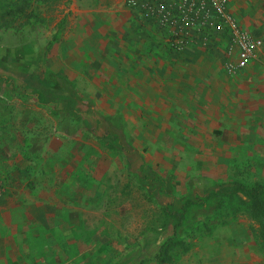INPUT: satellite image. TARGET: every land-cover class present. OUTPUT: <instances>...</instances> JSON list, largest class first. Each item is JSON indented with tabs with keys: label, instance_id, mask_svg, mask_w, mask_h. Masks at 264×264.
Listing matches in <instances>:
<instances>
[{
	"label": "rangeland",
	"instance_id": "rangeland-1",
	"mask_svg": "<svg viewBox=\"0 0 264 264\" xmlns=\"http://www.w3.org/2000/svg\"><path fill=\"white\" fill-rule=\"evenodd\" d=\"M67 3L0 0V155L7 156L0 159V180L11 166L31 169L35 181L20 190V198L41 200L45 204L37 203V210L43 204L48 214L54 211V217L32 211L29 217L25 207L0 203V264H264L254 224L228 198L214 213L196 212L192 229L181 228L187 249L172 247L167 262L152 259L169 235L167 198L178 208L184 198H202L216 182L264 184V105L237 106L224 127L226 141L234 142L228 156L217 159L198 158L199 145L186 141L187 111L171 112L168 121L167 111H128L122 128L119 112L104 110L100 96L75 95V115H69L66 101L51 92L67 90L70 82L45 68ZM226 4L238 22L250 15L264 47V0L251 3L257 14H248L244 0ZM106 131L125 148L102 142ZM212 147L221 154L217 142ZM141 163L146 179L160 180L138 183L130 170ZM1 187L0 199L6 186Z\"/></svg>",
	"mask_w": 264,
	"mask_h": 264
},
{
	"label": "crops",
	"instance_id": "crops-1",
	"mask_svg": "<svg viewBox=\"0 0 264 264\" xmlns=\"http://www.w3.org/2000/svg\"><path fill=\"white\" fill-rule=\"evenodd\" d=\"M256 2L244 0L248 14H257L252 5ZM228 6L236 10L235 5ZM62 16L57 48L47 58L45 68L51 75L70 82L67 90L51 92L52 96L58 95V100L66 101L64 108L71 103L60 98L62 95L100 96L104 110L119 112L122 128L127 126L123 113L128 111L147 108L167 111V116L178 111L185 115L187 111L190 122L182 128L186 141L199 145L198 158L217 159L228 156L234 142L233 138L226 141L224 127L228 126L225 120L239 111L237 106L264 105V94L258 92L264 91L263 45L253 61L237 76H230L217 69L219 58L215 51L173 48L167 41L166 24L158 25L147 9L130 7L126 0H68ZM240 22L256 35L250 15ZM255 94L259 97L253 98ZM215 142L221 154L212 147ZM0 159L7 160V156L2 153ZM10 169L7 179H1L6 186L0 199L3 208L25 207L22 211L29 217L32 212L54 217L53 210L50 215L48 206L44 209L43 201L20 198V190L32 186L36 172L29 168ZM37 203H43L40 210L36 209ZM9 235L12 236L11 229ZM14 247L9 243V249Z\"/></svg>",
	"mask_w": 264,
	"mask_h": 264
},
{
	"label": "built area",
	"instance_id": "built-area-1",
	"mask_svg": "<svg viewBox=\"0 0 264 264\" xmlns=\"http://www.w3.org/2000/svg\"><path fill=\"white\" fill-rule=\"evenodd\" d=\"M155 2V1H154ZM126 0L130 7L147 9L166 24L167 41L173 48L211 50L229 75L243 70L260 51L263 40L253 35L227 7L226 0ZM149 6V7H148ZM3 183L0 180V193Z\"/></svg>",
	"mask_w": 264,
	"mask_h": 264
},
{
	"label": "trees",
	"instance_id": "trees-1",
	"mask_svg": "<svg viewBox=\"0 0 264 264\" xmlns=\"http://www.w3.org/2000/svg\"><path fill=\"white\" fill-rule=\"evenodd\" d=\"M62 97H65L71 103V106L65 107L64 111L69 115H75V95L68 93L62 95ZM99 139L116 149L123 148L118 137L107 131L103 132ZM143 170L144 165L142 163L135 170H130L138 183L143 184V186H148V183L160 180L158 176H154L150 180L146 179L141 174ZM158 191L164 192L163 185L158 186ZM222 198L234 199L241 205L254 224L259 245L264 252V184L247 185L241 181L231 180L214 183L203 192L202 198H198V200L182 199L178 208H172L173 204L167 198L163 205V211L168 222L169 235L162 239L152 259L167 262L170 260L169 251L172 247L178 245L182 249H187L186 242L184 243V240L179 236L181 228L185 225L190 229L194 227L195 223L193 222L195 221L194 219L190 221V219L198 214L196 212L201 214L214 213L219 208Z\"/></svg>",
	"mask_w": 264,
	"mask_h": 264
}]
</instances>
